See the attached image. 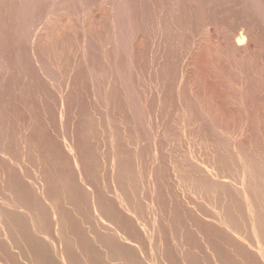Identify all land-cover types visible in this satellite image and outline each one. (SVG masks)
<instances>
[{
	"label": "rangeland",
	"instance_id": "374dc122",
	"mask_svg": "<svg viewBox=\"0 0 264 264\" xmlns=\"http://www.w3.org/2000/svg\"><path fill=\"white\" fill-rule=\"evenodd\" d=\"M0 264H264V0H0Z\"/></svg>",
	"mask_w": 264,
	"mask_h": 264
},
{
	"label": "bare ground",
	"instance_id": "6f19581e",
	"mask_svg": "<svg viewBox=\"0 0 264 264\" xmlns=\"http://www.w3.org/2000/svg\"><path fill=\"white\" fill-rule=\"evenodd\" d=\"M241 44V43H240Z\"/></svg>",
	"mask_w": 264,
	"mask_h": 264
}]
</instances>
